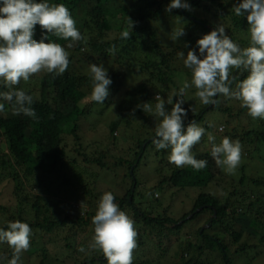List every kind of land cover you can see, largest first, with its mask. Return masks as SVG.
Returning <instances> with one entry per match:
<instances>
[{"label":"trees","instance_id":"obj_1","mask_svg":"<svg viewBox=\"0 0 264 264\" xmlns=\"http://www.w3.org/2000/svg\"><path fill=\"white\" fill-rule=\"evenodd\" d=\"M206 1L188 0L192 6V11L174 9L168 13L165 11V7L170 3V0H133L135 5H139L136 15L130 14L129 9L117 10L125 15L122 17L123 19L130 17L135 22L134 29L130 32V38L123 39L121 37L123 31L120 30V35L116 40L103 44L100 42V38L113 28L111 19L114 18L113 15L118 13L111 8V4L115 3L116 0H48L50 4H65L77 22V28L81 31L86 32L88 30L90 32L89 40L86 39L84 33H81L85 40L79 41L75 49H68L67 45L72 43L70 40L65 41L48 34L49 41L60 43L69 51V68L63 75L55 77L53 74L41 72L30 77L27 82L21 80L20 84L16 86L33 96L32 107L36 112L35 118L23 113L18 116L12 115L11 108L7 104L5 111L0 112V185L7 182L14 184L18 210L16 207L13 219L28 223L33 231L40 232L39 234L43 237L63 230L65 232L64 246L69 249V253L66 252L65 255L71 257L75 262L80 257L76 243L81 240L87 249V256L80 264H107L102 251L88 249L94 236L92 218L98 209L100 197L105 193L103 191L97 193L98 182L96 183L95 180H99L101 172H109L111 168L123 170L121 167H117L122 166L119 163L116 164V167L107 164L104 155H99L100 157L95 159L88 158L87 154H84L85 156L78 158L77 162V156L66 149L67 142L64 133L80 140L78 136L80 123L89 121V116L92 113L90 109L100 105V103L93 101L85 91L86 85L93 88L91 75H79L71 68L74 55L82 52L87 46L92 50L85 52L88 58L94 54L102 60L101 56L109 57L108 49L113 48L130 54V58L134 57V62L123 59L116 60L115 64L127 69L129 74L133 71L139 73L137 86L129 89L123 86L126 81L123 77V71L113 75L111 78L113 83L110 86V95L115 91V94L119 93L121 97L117 108L118 116L109 123L110 132L114 134L121 124V126L128 128L132 125L131 122L135 120L138 125L144 128L146 133L152 135L143 141L140 140L141 135H139V140L136 142L138 150L133 152L132 160H126L129 164L127 177L131 181L130 185L128 183L126 186V194L121 198L116 194L118 190L114 187L108 190L114 194L116 203L120 205L121 210L125 211L135 221L138 246L134 251L133 264H157L162 257H167L170 249L174 247L171 242V235L168 234L169 231L173 230L171 225L175 224L176 232H181L184 224L178 225L179 222L186 223L188 217L191 216L190 220L193 222L186 228H188L189 233H192L191 229L195 231L199 243H193L188 237L185 245H180L179 251L175 253L176 263L209 264L206 257L215 250L212 243H216L218 244V252L222 255L225 263L236 264L232 258L230 247L223 240L227 238L226 235H229L235 243L241 242L242 234L231 232L229 228L233 220H240L243 212L238 208L243 206L247 198L242 193L233 191L225 197V202H222L218 195L211 192L210 188L213 187L215 177L219 180L224 179V181L227 180L226 177H231L224 173L222 167L217 166L210 152L201 151L199 146L207 139V132L220 133V126H222L220 124H224L223 133L226 130L229 131L228 137L237 138L238 132L243 133L245 131H241L242 128L248 129L245 135L249 138L257 136L259 144L257 143L255 148L247 151L246 156H242L250 162L243 164V175H240L239 183L241 186H245L246 183L252 181L255 184L264 185L258 179L250 178L248 174V166L253 165L255 161H257L256 164L261 163L263 165L262 169L257 170L258 172L264 169V119L256 118L254 120L250 116L249 125H242L245 121L243 116L247 119L249 115L245 108L236 111L231 103L234 99L220 95L216 97L219 100L218 104L204 105L196 97L194 86L188 89L183 97L185 101L183 107L187 109L191 105L194 114L189 111L185 125L195 119L197 123L206 128L205 136L192 149L197 159H204L208 162L205 169L197 171L190 166L178 168L169 163L168 156L165 154L169 155L170 149H161L152 153L153 149H156L153 143V140L156 139V125L162 118L153 113H145L136 107L138 104L147 101L154 106L156 101L153 98L156 94L165 99L174 97L179 87L182 86L178 78L175 80L170 74L172 69L167 63L169 56L165 54L164 48H162L170 43H165L159 39L161 27H157V25L160 21L165 20L163 17L179 16L180 21L186 23L185 41L189 42L191 47H195L196 41L217 25V20H229L228 16L234 14V11H231L234 0H208V3ZM233 22L231 23L232 29L227 31L228 35L234 42H236V36L240 34L248 36V41L241 39L239 43L242 48L247 47L250 33L246 16H234ZM41 36L42 30L37 25L34 38L39 40ZM123 40L126 42L123 43ZM115 64L112 71L117 70ZM124 73H126L125 70ZM239 73L237 70H233V74L239 75ZM189 76H191L190 72H188ZM246 76L247 72H244L243 76H239V78L244 79ZM190 80L188 81L190 82ZM124 89L126 91L123 92ZM6 90L3 81L0 80V92ZM121 91L123 94L120 93ZM175 99L177 98H174V102ZM87 101H89V106ZM107 101L108 98L105 102ZM208 114L211 116L210 121ZM206 119L208 122L203 124ZM148 154L157 157L156 175L146 176L140 169ZM82 163L83 166L85 164L86 168L79 167ZM85 170L92 172L95 179L88 180ZM137 170H140V177L137 175ZM93 171H96V174ZM145 177L148 178L146 182L156 184L152 188L156 201L162 198L161 193L156 189L163 188L165 191L166 188L167 192L171 193V198L168 197L167 199L169 201L167 205L162 206L163 204H161L160 206L158 203H153L152 206L146 204L145 207V203L142 202L143 190H141ZM235 179L232 178V182ZM185 192L191 197L192 204L188 203V205L192 206V209L183 215H177L175 212L178 210L175 209V206L179 202V196ZM177 195L178 198H175ZM163 201L164 198L162 203ZM237 203L238 206H236ZM76 204L80 205L77 206ZM257 205V201L250 202V206L253 208ZM85 206H88L89 209H86ZM262 206L258 207L260 215L263 213ZM3 208L7 209L6 207ZM25 215L31 217L32 220L25 219ZM201 220H203L202 225L207 226L211 223V227L202 232L201 226L196 227L195 225ZM218 227H220V232L217 230ZM211 232L213 235L209 236ZM85 240L87 242H84ZM259 242L261 246H264V232ZM246 250H248L247 246L240 245L235 250V254H243ZM37 254L40 257L38 262L31 259L33 257L38 259ZM185 255L187 258L184 257ZM181 258L184 261H181ZM55 260L51 264H55ZM28 261L29 264H48V250L46 248H42L40 251L31 249ZM57 264H61V262Z\"/></svg>","mask_w":264,"mask_h":264},{"label":"clouds","instance_id":"obj_2","mask_svg":"<svg viewBox=\"0 0 264 264\" xmlns=\"http://www.w3.org/2000/svg\"><path fill=\"white\" fill-rule=\"evenodd\" d=\"M174 9L192 11V6L188 0H170L165 11L171 13ZM233 9L236 16H246L250 33L248 46L242 48L226 33L222 24H217L196 41L195 47L185 43L186 57L183 51L178 54L185 57L183 64L190 70V82L186 79L174 97L165 99L156 94L153 98L156 101L154 106L149 101L136 106L145 113H153L162 118L156 125V139L153 143L157 150L170 149L169 163L178 168L190 166L200 171L208 164L207 160L197 159L192 151L205 136L206 128L195 119L185 125L189 111L194 114L191 105L187 109L183 107V97L191 87L194 86L196 97L204 105L218 104L216 97L222 95L239 101L240 106L247 109L253 119H264V0H237ZM129 21V27L134 28L135 22L130 17ZM76 24L71 11L63 3L50 4L48 0H0V80L7 88L0 92V112L5 111L7 104L12 115L23 113L36 117L32 107L33 96L16 86L21 80L27 82L30 77L41 72L55 77L67 71L70 64L69 51L60 43L49 41L48 34L65 41L70 40L72 43L67 45L70 49L75 42L85 40ZM37 25L42 30L39 40L34 38ZM185 35V28L175 29L172 40ZM121 37L129 39L130 32L123 31ZM233 70L247 72L246 78L240 79L239 75L233 74ZM90 72L93 81L91 99L103 104L110 95L113 81L103 65H90ZM174 98H177L175 102ZM167 105H172L170 110ZM134 112L135 109L133 115ZM223 130L224 126H221L219 132L223 133ZM215 136L217 134L207 132V140L211 145L207 152L211 153L217 166L222 167L226 174L234 175L242 162V144L238 139L232 140L228 136L223 137L218 144ZM205 141L199 146L201 151ZM92 223L94 236L88 249L102 251L107 264H133L134 251L138 246L135 221L121 210L112 192H105L100 197ZM183 224L179 222L178 225ZM174 225L172 231L166 229L168 234L177 236L174 247L185 245L181 232L186 230V226H183L181 232H176ZM210 227L211 223L201 228V231ZM32 235L30 225L20 220L10 221L6 230L0 228V242H6L13 250L11 259L0 258V264H19L21 254L31 246ZM188 237L191 239V235ZM78 251L86 252V249L81 246ZM175 255L172 258L174 264H177ZM165 258L162 257L157 264H161Z\"/></svg>","mask_w":264,"mask_h":264},{"label":"rangeland","instance_id":"obj_3","mask_svg":"<svg viewBox=\"0 0 264 264\" xmlns=\"http://www.w3.org/2000/svg\"><path fill=\"white\" fill-rule=\"evenodd\" d=\"M208 3V0L206 1ZM237 2V0H234V4ZM233 4V5H234ZM133 5V6H132ZM111 8L116 10H120L125 8L126 10L129 9V13L132 15H136V11H138L139 5H135L133 0H116L115 3L111 4ZM233 12L234 9H231ZM171 15V14H170ZM114 18L111 19V23L113 25V28L106 32L102 38H100V42L103 44H107L108 42L112 40H116L118 36L120 35V30L125 31L128 30L129 32H132L134 28L129 27V19L125 18L123 19L125 15H123L120 11L113 15ZM235 13L232 15H229V20H217L216 24H222L225 27L226 33L229 29H232L231 23L233 22ZM165 20H162L158 23L157 27H161L160 31V37L163 42H168V46H164L165 54L168 55V62L171 66V75L176 80L183 82L187 79H191V76L188 77V72H190L189 69H186L183 64V60L186 57L187 48H185V36L181 37L180 39H177L175 41L172 40V32L175 29L178 28H185L186 32V23H182L180 21L179 16H175L173 18L169 17H163ZM79 29V28H78ZM81 33H84L86 35V39L89 40V31H81ZM91 34H93L91 32ZM228 34V33H227ZM235 36V35H234ZM245 35H238L236 36V43H240L241 39H249L248 36ZM126 40H123V43H125ZM189 43V42H187ZM78 42H75L73 44L72 49H75ZM249 44V42H248ZM171 45V46H169ZM107 50V48H106ZM86 51H92L89 47H85L82 52L75 54L73 57V61L71 64V68L73 71H76L79 75L83 76H89L92 75L90 72V65L96 64L97 66L103 65V67L108 70L110 78L113 77V75H117L120 71H123L125 82L124 87L126 89H129L131 87L137 86L139 84V79H137L139 76V73L136 71H133V73L129 74V71L127 69L121 68L118 66V64H115L116 60H131L134 62V57L130 58V54H126L124 51L113 48L108 49V52H110L109 57L101 56L103 58L100 60L98 56L93 55L88 58L85 55ZM181 51L185 53V57H181L178 55ZM137 60V59H136ZM104 62V63H103ZM138 62V61H137ZM103 63V64H102ZM115 64L116 71H112V67ZM124 70L126 73H124ZM244 72H240L239 76H243ZM122 76V75H121ZM111 86V85H110ZM19 88V87H17ZM111 88V87H110ZM91 87L88 85L85 86V91L91 96L92 92ZM126 89L122 90L123 92L126 91ZM122 91L120 92L121 94ZM121 97L120 94H115V91L112 92V94L108 97V101L100 104L98 106H95L91 110V115L89 116V121H84L80 123V128L78 129V136L80 137V140H76V138L72 135H69L67 133H64V137L66 138V149L73 152L75 156H77V162L78 158H83L82 156H85L84 154H87L88 158H99L103 156L105 158V161L107 164H110L111 167H116V164L119 163L122 166L123 170H118L111 168L109 172H101L99 180H95V182H98V186L96 187L97 193L100 191L108 192L109 188L114 187L118 190L116 194H118L121 198L124 194H126V186L130 185V179L127 177V174L129 173V164H127L126 160H132L133 159V152L138 150L136 147V142L139 140V135H141L140 140L143 141L146 138L152 136L146 133L144 131V128L141 125H138L135 120L131 122L132 125H130L128 128L126 126H119L114 134H112L111 128L109 123L113 121L115 117L118 116L117 108L118 104H120ZM232 105L236 109V111L241 110L240 102L233 100ZM89 104V101H87V105ZM89 106V105H88ZM168 109H171V105H168ZM244 109V108H243ZM208 119L210 121L211 116L208 114ZM243 119L245 120L242 125H249V118H245L243 116ZM249 119V120H248ZM132 120V119H131ZM255 120V119H254ZM206 121L203 123H207ZM82 124V126H81ZM109 125V126H108ZM224 126V124H220ZM221 127V126H220ZM244 131L243 133H237V138H234L231 136L230 138L232 140H239L242 144V156H246V152L252 150L257 146V143L259 144V138L256 136L255 138H249L245 133L247 132L246 128H242L241 131ZM229 134V131H224V133H219L217 136V142L218 144L222 141L223 137L227 136ZM139 143V142H138ZM211 145L209 144L208 140L206 139L202 151H208L209 147ZM133 147V148H132ZM132 148V151H130ZM158 151L157 149H153L152 153H155ZM90 154V155H89ZM165 156H168L165 154ZM72 160V159H70ZM140 169L143 171L146 176L149 175H156L155 168H158V161L157 157L155 155L148 154L146 158L143 160ZM122 162H124L122 164ZM250 161L248 159L242 158L241 165L236 170V173L234 175L226 174L231 178L226 177V181L224 179L219 180L218 178L213 180V187L210 188L211 192H213L214 195H218L222 202H225V197L229 196V193H232L233 191L242 193L245 198H247V201L243 204V206H240L238 209L242 211L243 214L240 217L239 221L233 220L231 227L229 228L231 232H240L242 234V240L239 243H235L233 238L229 235H226L227 238H224L223 242L230 247V252L232 255V258L236 264H264V246H261V243L259 242L260 237L262 236L264 232V185L255 184L252 181L246 183L245 186L240 185V175H243L242 166L244 163H249ZM257 161L254 162L253 165L248 166L249 170V176L250 178L258 179L260 182L264 183V169L261 171H257L262 169L263 165L260 163H257ZM79 167H85V164L83 166V163L79 165ZM160 168V166H159ZM94 170V169H93ZM99 170V168H98ZM101 170V169H100ZM104 170V169H102ZM92 171V170H91ZM140 170H137V175L140 177ZM88 180L95 179V176H92V172L86 171ZM96 174V171H93ZM225 173V172H224ZM252 174V175H251ZM92 176V177H91ZM158 176V175H157ZM102 177V179H101ZM232 178H236L235 181L232 182ZM103 180V181H101ZM148 180L147 177L143 180V187L141 190H143V197L142 202L147 205H151L153 203H158L160 206H165L168 204L169 201H167L168 197L171 198V193L167 192L166 188L165 191L163 188L156 189L158 192L161 193L162 198L158 201L154 199L152 188L155 187L156 184L150 182H146ZM216 183V184H215ZM223 185V186H219ZM96 186V185H95ZM182 196H179V202L177 206H175V209L178 210V212H175L177 215H183L190 209H192V206L188 205V203L192 204L190 195L185 192L182 193ZM164 198V201L162 203V199ZM178 198V195L175 197ZM257 201L258 205L253 208L250 206V202ZM33 204V203H31ZM77 205V204H76ZM80 205V204H78ZM77 205V206H78ZM187 205V207H185ZM262 206L263 213L260 215L258 213V207ZM157 206V207H160ZM238 206V203L236 204ZM235 206V207H236ZM3 207H6L7 209H4ZM16 207H17V201L14 194V184L12 182H7L2 185H0V228L7 229V224L11 221L14 222V216L16 213ZM86 209H89L88 206H85ZM237 208V207H236ZM18 210V207H17ZM239 211V212H240ZM25 219L32 220L31 217H28L27 215L24 216ZM256 221H259V223H256ZM192 220H188L184 226L189 227L192 224ZM203 220L201 222L195 224L196 227L201 226L200 228H204L205 226L202 225ZM171 225V224H170ZM173 226V225H171ZM186 230L181 232V239L183 241L187 240V237L191 235V241L193 243H199V239L196 236V233L193 229V232L189 234L188 228H185ZM217 230L220 232V227L217 228ZM40 232L33 231V235L31 238V246L30 248L23 252L21 254V259L19 264H29L28 256L29 251L31 249H35L40 251L42 248H46L48 250V264H51L55 260V264L61 262V264H80L83 259L87 256L86 252H79L78 249L85 245L82 244V241L79 240L76 243V248L78 251V257L79 259L75 262L71 257H67L66 252L69 253V249L64 246L65 241L64 235L65 232L63 230H59L56 234L48 235V236H42L39 234ZM211 235L212 232L210 233ZM172 239L171 242L173 245L176 243V235H171ZM84 242H87L85 240ZM234 243V244H233ZM240 245L247 246L248 250H246L243 254H235V250L240 247ZM212 246L215 248L214 251H212L211 255L206 257L207 263L209 264H226L225 261L222 258V255L220 252H218V244L212 243ZM180 247L175 246L170 249V253L165 258V260L162 261L161 264H174V260L172 257H174V254L179 251ZM86 249V248H85ZM87 250V249H86ZM13 251L9 245L6 242H0V258L7 257L10 259V253ZM67 253V254H68ZM235 254V255H234ZM193 253L191 254V256ZM187 258V256H184ZM189 257V256H188ZM37 258L35 257L31 258L32 260L38 262L40 260L39 255L37 254ZM82 259V260H81ZM72 260L70 263L69 261ZM181 261H184L183 258H181Z\"/></svg>","mask_w":264,"mask_h":264}]
</instances>
